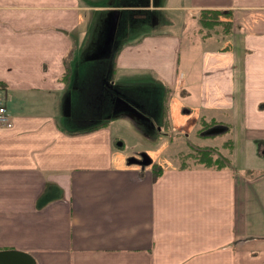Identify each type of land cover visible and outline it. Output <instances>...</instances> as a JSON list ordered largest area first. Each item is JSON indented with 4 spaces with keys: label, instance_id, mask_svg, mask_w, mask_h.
<instances>
[{
    "label": "crops",
    "instance_id": "obj_1",
    "mask_svg": "<svg viewBox=\"0 0 264 264\" xmlns=\"http://www.w3.org/2000/svg\"><path fill=\"white\" fill-rule=\"evenodd\" d=\"M203 9L230 11V32L214 33L227 41L181 69L188 23L189 40L211 36L196 31ZM0 83V250L35 264H264V0H0ZM179 84L195 116L225 115L233 168L154 176L115 152L109 123L136 108L120 91L163 88L166 115L142 111V131L172 132Z\"/></svg>",
    "mask_w": 264,
    "mask_h": 264
},
{
    "label": "rangeland",
    "instance_id": "obj_2",
    "mask_svg": "<svg viewBox=\"0 0 264 264\" xmlns=\"http://www.w3.org/2000/svg\"><path fill=\"white\" fill-rule=\"evenodd\" d=\"M198 18L199 14L197 15V20ZM191 28L192 26L188 23L179 49L181 69L185 66V62L189 64V61L193 62L195 60L191 58L193 54H196V57H198L204 48H220L227 41V37L215 36L214 33H211V36L207 39H202L201 35H196L195 33L191 36L192 39L189 40L191 31L195 30ZM196 31H201L199 32L200 34L203 33L199 24L196 25ZM217 37L219 39H216ZM191 43H194L193 46H191ZM182 88L183 85L179 84L174 89L172 92L173 98L168 106H170V113L174 116V123L184 126L177 127L179 129H175L172 132L170 130L167 131L161 124L156 125L155 123H151L146 132L142 131V124L145 126L149 123L148 119L146 122L142 121V111L144 113H150L153 116L157 113L158 116H163L164 113L166 115L164 108L165 91L163 88L159 90L160 88L158 87H145L144 85L136 87L135 85H131L120 91L121 94L128 97L136 106L134 109L135 113L132 112L128 117L124 115L121 119L109 123L108 128L111 129L113 137L116 138V144L120 143V146L117 145L115 152L123 154L126 162L133 165L131 162L137 159L142 165L144 157H148L150 162H144V165L152 171L160 170L162 168L161 166H179L185 160H189L187 156L190 150L189 140L191 144L194 142L202 145L219 146L225 139L231 136L230 130L213 135H202L200 132L202 136H199L198 131L202 128V124L199 121L197 122L195 117L202 115L195 116L196 112L193 111V105H191L193 103V97L186 95ZM188 108L193 113L190 114ZM206 116H214L217 120H226L225 115L219 111L205 113L204 117L207 118ZM218 124L224 125L223 123H217L215 125ZM224 126L226 129L229 128V125ZM138 166L140 167V165Z\"/></svg>",
    "mask_w": 264,
    "mask_h": 264
},
{
    "label": "trees",
    "instance_id": "obj_3",
    "mask_svg": "<svg viewBox=\"0 0 264 264\" xmlns=\"http://www.w3.org/2000/svg\"><path fill=\"white\" fill-rule=\"evenodd\" d=\"M231 13L230 11H223L219 9H203L199 13L198 22L203 30V33H229L232 27L231 23ZM211 31V32H210ZM201 32V31H200ZM70 76V65L67 63L66 71L63 76V79L68 78ZM5 85L0 83V88H4ZM200 124H202V128L198 131V135L202 136L200 132L205 131L211 126L219 123L216 119L211 118L207 120L205 117H200L197 120ZM168 123L163 126L167 128ZM229 128H227V131ZM189 140V139H188ZM191 141H188L190 150L187 153L189 160H185L179 167H194L201 166L206 168H233L232 160H231V151L233 142L230 137L225 139L221 145H209V144H191ZM161 169V168H160ZM158 171H153L154 176L158 175Z\"/></svg>",
    "mask_w": 264,
    "mask_h": 264
},
{
    "label": "water",
    "instance_id": "obj_4",
    "mask_svg": "<svg viewBox=\"0 0 264 264\" xmlns=\"http://www.w3.org/2000/svg\"><path fill=\"white\" fill-rule=\"evenodd\" d=\"M226 131V127L224 125H214L202 131V135H213ZM142 165L145 163H149L150 159L148 157H144L142 161ZM0 264H35L34 258L22 251L17 250H0Z\"/></svg>",
    "mask_w": 264,
    "mask_h": 264
},
{
    "label": "built area",
    "instance_id": "obj_5",
    "mask_svg": "<svg viewBox=\"0 0 264 264\" xmlns=\"http://www.w3.org/2000/svg\"><path fill=\"white\" fill-rule=\"evenodd\" d=\"M11 125V119L8 116L5 106L0 104V126H10Z\"/></svg>",
    "mask_w": 264,
    "mask_h": 264
},
{
    "label": "flooded vegetation",
    "instance_id": "obj_6",
    "mask_svg": "<svg viewBox=\"0 0 264 264\" xmlns=\"http://www.w3.org/2000/svg\"><path fill=\"white\" fill-rule=\"evenodd\" d=\"M142 161H143V160H142ZM132 163H135V164H138V165L141 166V164H140L141 162H139L137 159H134ZM142 163H143V162H142Z\"/></svg>",
    "mask_w": 264,
    "mask_h": 264
}]
</instances>
